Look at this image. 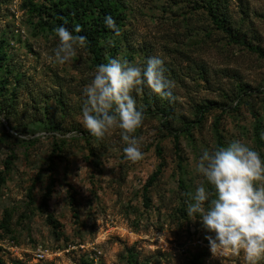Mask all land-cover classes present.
Instances as JSON below:
<instances>
[{"label":"rangeland","instance_id":"374dc122","mask_svg":"<svg viewBox=\"0 0 264 264\" xmlns=\"http://www.w3.org/2000/svg\"><path fill=\"white\" fill-rule=\"evenodd\" d=\"M117 1L121 34L102 41L98 65L144 67L158 55L171 82L168 98L147 86L132 93L143 114L135 162L120 130L98 139L83 126L82 93L98 65L86 47L55 60L53 0H0V262L246 264L242 253L213 257L186 207L202 179L198 158L218 136L264 158V0ZM209 3L233 38L201 8ZM201 107L211 109L198 122Z\"/></svg>","mask_w":264,"mask_h":264},{"label":"clouds","instance_id":"9594fccd","mask_svg":"<svg viewBox=\"0 0 264 264\" xmlns=\"http://www.w3.org/2000/svg\"><path fill=\"white\" fill-rule=\"evenodd\" d=\"M104 22L114 36L121 34L112 17L106 16ZM80 32L79 25L72 31L63 25L54 29L58 44L53 54L59 64L69 62L78 48L87 46V37L73 34ZM144 86L161 98L171 96V82L158 55L148 57L144 67L109 59L96 67L82 93L83 126L98 139L120 130L125 157L133 162L143 157L141 141L134 135L143 114L132 93ZM196 172L202 179L188 193L186 213L201 224L212 256L242 253L246 264H259L264 259V158L243 141L233 140L203 151Z\"/></svg>","mask_w":264,"mask_h":264},{"label":"trees","instance_id":"16d2710c","mask_svg":"<svg viewBox=\"0 0 264 264\" xmlns=\"http://www.w3.org/2000/svg\"><path fill=\"white\" fill-rule=\"evenodd\" d=\"M44 1V0H43ZM52 9L55 10L57 15V24L63 25L72 31L75 26L79 25L81 27L80 33H73L75 35H82L87 37V46L86 49L94 55V62L96 65L100 63L102 58V54L99 52V48L102 46V41L107 40L111 36H114L112 30L106 27L104 18L106 16L112 17L117 26L122 27L123 21L125 19V8L122 3H119L117 0H53ZM59 5V6H58ZM63 5V7H61ZM209 7H201L202 9L207 10L209 16L212 19L214 26L223 32H225L230 38H233V35L227 26V20L222 19L216 9L213 7L211 3L208 5ZM261 54L264 55L262 52ZM3 58L0 56V68L2 67ZM212 105L219 106L217 103H213ZM211 107H201L198 109V122H200L203 118V115L208 112ZM164 116H168V111L165 109L162 110ZM170 134H173L175 146L177 151H179V136L177 133L172 132L168 129ZM257 141L263 146L264 141L261 139L258 132H256ZM219 147L223 146L221 135L218 136ZM181 159V157H179ZM163 163L160 164V169L163 167ZM160 171H158L155 175L150 178V181L146 185L149 187L157 178ZM4 177L0 176V189L2 184L4 183ZM50 222L55 226H58L53 219H49ZM0 264H3L0 262ZM21 264V263H18Z\"/></svg>","mask_w":264,"mask_h":264},{"label":"built area","instance_id":"2783aa9c","mask_svg":"<svg viewBox=\"0 0 264 264\" xmlns=\"http://www.w3.org/2000/svg\"><path fill=\"white\" fill-rule=\"evenodd\" d=\"M37 257L40 259L44 257V254L42 253V251H39V253L37 254Z\"/></svg>","mask_w":264,"mask_h":264}]
</instances>
